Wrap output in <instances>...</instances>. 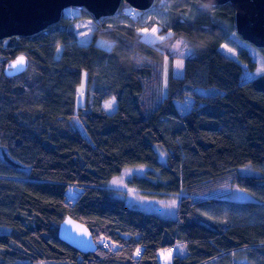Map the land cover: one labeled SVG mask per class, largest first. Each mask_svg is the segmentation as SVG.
Segmentation results:
<instances>
[{
  "label": "trees",
  "instance_id": "1",
  "mask_svg": "<svg viewBox=\"0 0 264 264\" xmlns=\"http://www.w3.org/2000/svg\"><path fill=\"white\" fill-rule=\"evenodd\" d=\"M162 4L173 19L161 43L141 40V23L124 13L125 3L98 22L84 8L67 9L43 32L0 41V228L7 230L0 264H159L157 252L176 247L183 254L171 264H264V50L235 33L229 4L153 5ZM87 35L109 40L111 49L79 45ZM177 39L194 48L182 77L172 75L169 53ZM18 56L26 58L25 71L5 76ZM82 72L84 104L76 108ZM185 98L193 107L179 114L175 103ZM110 99L113 113L102 108ZM136 166L148 170L125 184L139 197L132 192L127 201L107 188ZM246 167L260 176L241 174ZM229 180L250 199L220 193ZM68 186L79 189L73 202ZM171 195V219L132 207L142 197L143 208L166 214L158 202ZM218 205L226 206L223 219L215 217ZM66 217L89 230L93 253L58 238Z\"/></svg>",
  "mask_w": 264,
  "mask_h": 264
},
{
  "label": "water",
  "instance_id": "2",
  "mask_svg": "<svg viewBox=\"0 0 264 264\" xmlns=\"http://www.w3.org/2000/svg\"><path fill=\"white\" fill-rule=\"evenodd\" d=\"M207 6L229 4L234 11V29L240 38L264 50V0H198ZM155 0H0V41L11 37H30L59 23L64 10L84 8L96 22L112 17L125 3L136 11H146ZM18 56L4 68L7 77L22 74L27 66L13 64ZM58 238L78 253L90 254L96 244L89 230L81 223L66 217L58 228Z\"/></svg>",
  "mask_w": 264,
  "mask_h": 264
},
{
  "label": "rangeland",
  "instance_id": "3",
  "mask_svg": "<svg viewBox=\"0 0 264 264\" xmlns=\"http://www.w3.org/2000/svg\"><path fill=\"white\" fill-rule=\"evenodd\" d=\"M123 5V4H122ZM161 6V7H160ZM160 6H154L152 5L148 10L140 12L136 11L129 6L124 5L122 8L124 13L129 16L130 18L134 20H139L141 23V27L137 29L141 40L148 44H156V43H161L171 35V31H166L162 32V27H166L167 23L169 20L173 19V16L170 14L167 10V5H160ZM69 9H74V8H69ZM68 14L69 11L67 12V9L64 10L63 14ZM123 14V13H122ZM153 29L156 31L153 32ZM93 41L94 45L102 48L106 51H109L111 49V42L103 37H97L95 39L92 38L91 35H87L81 39L78 40L79 45H88ZM6 42H3L2 44L4 45ZM62 47L57 46L55 56L56 58H59L61 54ZM171 51V52H170ZM169 53L173 56L172 58V75L175 77H182L183 75V60L186 56L192 55L194 53V48L188 44L187 41L183 39H177L174 41L171 45V48L169 49ZM179 65V66H178ZM169 58L168 56L165 57L164 62H163V73H162V85H161V95L162 97L166 96V88H167V80L169 77ZM85 87H86V74L85 72H82L81 75V81L80 84L76 88V99H75V106L81 107L84 104V92H85ZM213 90H210V93ZM176 109L179 114H184L188 112L192 107H193V100L191 98H185L182 102H176L175 103ZM102 108L104 109L105 112L107 113H113L116 109V104L113 99L107 100L102 104ZM73 125L76 127V129L79 131V133L87 138V133L85 129L83 128L82 124L79 122V120L74 117L72 119ZM5 152L4 148L0 145V154ZM159 152V151H158ZM264 169V167H262ZM26 170V169H25ZM148 170L147 167L144 166H136V167H128L125 168L120 172L119 175L113 177L110 179L107 183V188L110 189H115L118 191V195H123L126 197L127 201L132 200L134 197V194H137V192H134L132 189L131 191L129 190L130 188L125 184L128 179L131 177H142L145 175V172ZM241 174H252L254 173L257 176H260V173L256 170H252L251 168H243L240 170ZM224 188V189H223ZM219 190L220 193H228L227 196L233 198L235 201L243 202L246 199H250L248 194H246L244 191H242L238 187H232L231 188V181L229 180L226 184L225 187H223ZM231 188V189H230ZM230 189V190H229ZM79 189L75 186H68L65 195L66 198L69 201H74L77 197ZM229 191V192H228ZM134 194H133V193ZM218 193V194H220ZM139 197V195L137 194ZM147 198V197H146ZM168 198V199H166ZM163 199H159L160 201L158 202V208L161 210H166V214L164 212H160L159 210H153L148 207L143 208V205H140L142 201V197L138 198L141 201L138 203L132 202L134 208L136 209H141L147 213L155 214L158 215L162 218H173V210L176 209V200L171 199L173 196L171 195L170 197H166ZM145 200V199H143ZM152 199H150L151 201ZM218 214H216L215 217L223 219L225 218V210L226 206L225 205H218ZM7 230L4 228H0V233H4ZM174 251L177 252H171L167 250H160L157 252V260L159 264H171L172 263V257L174 255H180L181 253L183 254V250H180L176 247ZM180 251V252H179Z\"/></svg>",
  "mask_w": 264,
  "mask_h": 264
},
{
  "label": "snow or ice",
  "instance_id": "4",
  "mask_svg": "<svg viewBox=\"0 0 264 264\" xmlns=\"http://www.w3.org/2000/svg\"><path fill=\"white\" fill-rule=\"evenodd\" d=\"M156 30L153 29V32H155ZM24 63V59L23 57H20L17 59V61L13 64V67H16V65H22ZM179 66V65H178ZM137 253H139V250H137Z\"/></svg>",
  "mask_w": 264,
  "mask_h": 264
},
{
  "label": "built area",
  "instance_id": "5",
  "mask_svg": "<svg viewBox=\"0 0 264 264\" xmlns=\"http://www.w3.org/2000/svg\"><path fill=\"white\" fill-rule=\"evenodd\" d=\"M103 246H105V243H103Z\"/></svg>",
  "mask_w": 264,
  "mask_h": 264
}]
</instances>
